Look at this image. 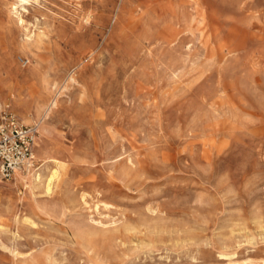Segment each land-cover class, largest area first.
Here are the masks:
<instances>
[{"label":"rangeland","instance_id":"1","mask_svg":"<svg viewBox=\"0 0 264 264\" xmlns=\"http://www.w3.org/2000/svg\"><path fill=\"white\" fill-rule=\"evenodd\" d=\"M16 72L61 176L0 174V264H264V0H0Z\"/></svg>","mask_w":264,"mask_h":264},{"label":"bare ground","instance_id":"2","mask_svg":"<svg viewBox=\"0 0 264 264\" xmlns=\"http://www.w3.org/2000/svg\"><path fill=\"white\" fill-rule=\"evenodd\" d=\"M20 1L21 2H27V3L30 2V0H20ZM21 5H24V4H21ZM13 10H16L17 12L19 11V6H17L16 3H15V5H13ZM19 20L22 21V23L24 22L22 17H20ZM34 44L35 43L32 40L25 41L26 48L27 47L31 48L34 46ZM32 66H33V64H32ZM36 68H37V66L36 67L34 66L32 69H34L36 71ZM36 75H38V74H36ZM15 76L17 78V82L16 83H13V82L9 83L8 81L5 82L3 80L2 75L0 74V84H2L1 86L3 88V91L10 98V100L12 99L11 101L13 103H11V104H14L18 107L23 108L21 110L20 115H19V113L17 115L18 116L17 123L23 124V123H27L29 121L30 122L32 121L34 123V125L37 126L38 133L35 137V143H34V149H33V158L35 160L39 158L41 161H45V163L43 164V166H45V167H44V169H43V166L39 167V168H34L32 166L31 162H30L31 164L29 163L30 165L25 164L24 166L18 167V168H16V170L12 176V177H14L12 183L14 182L16 184L21 183V184L28 185V184L36 183L37 181H41L42 178L45 177V185H44V182L42 184L45 186L46 191L51 193V191H53V188H54L56 182L60 179L61 163H60L59 159L51 156L48 149L43 145V137H42V133L39 129V125L41 126L45 122L46 116L48 114H50V111L52 110V105H51V108H49L46 105V103L42 102L43 100L41 99V98H43L42 95L44 94V92H46L47 94L50 92V89L48 87V81L45 77H42L41 79L37 80L38 84L36 86L33 87V86H26L25 85L26 86L25 87L24 84H22V81L26 77L25 74L20 73V72H16ZM36 77L37 76H35V78ZM12 80H14V79H12ZM2 95H0V114L7 111L11 106L10 104L5 102V100H6L5 97H7V96L4 97ZM8 101H9V99H8ZM43 135H44V133H43ZM27 166H28V168H27V171L25 172L23 167H27ZM45 169H47V171L44 174ZM43 175H45V176H43ZM0 187H3V186L0 185ZM25 221H28V219L26 218Z\"/></svg>","mask_w":264,"mask_h":264},{"label":"built area","instance_id":"3","mask_svg":"<svg viewBox=\"0 0 264 264\" xmlns=\"http://www.w3.org/2000/svg\"><path fill=\"white\" fill-rule=\"evenodd\" d=\"M36 125L18 124L7 111L0 114V174L9 179L16 168L33 163Z\"/></svg>","mask_w":264,"mask_h":264}]
</instances>
